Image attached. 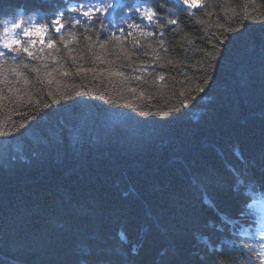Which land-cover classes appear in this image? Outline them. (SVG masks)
I'll return each instance as SVG.
<instances>
[{
    "label": "trees",
    "instance_id": "obj_1",
    "mask_svg": "<svg viewBox=\"0 0 264 264\" xmlns=\"http://www.w3.org/2000/svg\"><path fill=\"white\" fill-rule=\"evenodd\" d=\"M82 2L0 0V34ZM203 3L189 15L179 0H148L165 25L163 45L156 24L136 19L152 36L120 35L117 25V39L98 19L66 24L67 46L50 33L55 60L21 58L40 76L21 69L29 83L17 87L32 103L0 109L6 131L27 120L12 112L33 117L0 137V264H260L264 0ZM124 12L117 20L131 22ZM82 89L95 96H76Z\"/></svg>",
    "mask_w": 264,
    "mask_h": 264
},
{
    "label": "snow or ice",
    "instance_id": "obj_2",
    "mask_svg": "<svg viewBox=\"0 0 264 264\" xmlns=\"http://www.w3.org/2000/svg\"><path fill=\"white\" fill-rule=\"evenodd\" d=\"M148 5V0H132L131 6H126L121 2V0H115L114 3H106L105 0H98V2H93V0H83L82 3H73L71 7H68L65 11H60L56 14L49 23H37L35 20L30 22H24L22 20H17L12 23L10 27H5L3 33L0 34V68H3L7 65V61L10 59L12 61V66L6 69V74L0 78V109H3L7 105L21 106V105H30L32 103L30 94L26 93L24 89L17 87L21 82L24 85L29 83L27 77L21 71V69H26L31 67V70L37 74V79L40 76V69L35 65H29L23 62L22 57H27L33 61H44L49 58L55 60L56 58L52 55L51 51L56 49V41L51 38L50 33H55L60 37V41L64 43L65 46L68 44V38L61 33L65 30L66 24L68 27H75L81 25L82 21L84 26L87 28L88 24H95L99 19L100 22V31H105L106 28H112V36H115L117 39L120 36H117V25L120 35H123L125 28L129 29L128 35L132 36L133 31H139L143 36H152L156 33L152 31H146L142 27V23H137L136 19L147 25L151 26L156 24L160 29L159 35L161 36L160 44H164L163 40V29L165 25H160L158 23V16L156 10ZM179 6L184 7L188 10L189 15H195V12L204 8L205 5L203 0H179ZM125 8L124 17H126L131 22L120 23L115 13L120 9ZM66 13L68 17H72L69 20H66ZM75 14V17L72 16ZM245 18H249L247 15ZM178 23L175 19H170L168 25H176ZM222 27V26H221ZM225 31H231V29H225ZM71 35V33H70ZM101 43L100 47L103 48L104 44ZM138 44L139 41H136ZM19 62L17 63V61ZM47 68V64L44 65ZM55 71V69H53ZM78 73L93 71L95 69H84L79 68ZM101 71H104L101 69ZM142 71H147V68L142 69ZM68 73H63L67 75ZM110 75H119L124 76L123 72L109 73ZM45 75H51V73L46 72ZM11 77V78H9ZM211 77H209L210 79ZM135 79H141L140 76L135 77ZM160 79H163L161 76ZM207 84V79L205 80ZM131 92L135 93L136 89H130ZM198 92L204 91V86L201 85L197 89ZM95 96V93L89 89L78 91L75 93L76 96ZM49 95H52L49 92ZM183 95V92H181ZM27 96V99H26ZM140 96H143V93H140ZM60 99L68 100L72 99L67 95L61 96ZM60 99L54 98V103H60ZM100 99H107L103 94L100 95ZM137 99V97H133ZM151 99V97H149ZM195 99V97H193ZM113 103L119 107L120 101H113ZM189 105L188 100H184L182 107L187 108ZM48 107V105H44ZM123 107L136 109L132 100H126L123 104ZM179 111V109H174ZM141 115L147 116L148 112H141ZM161 116H168L170 112H160ZM12 116H27V120L19 123L18 127L15 124V121L12 120L10 124L7 125V131L5 130L6 121L0 120V137H9L13 136L15 133L19 132L20 129H24L29 121L33 119L32 116H29L27 112H12ZM11 120V116L9 117ZM74 139L79 142L81 137L77 134ZM264 237V232L260 234ZM247 247V245H245ZM257 258L260 261V264H264V244L260 245V251L256 253Z\"/></svg>",
    "mask_w": 264,
    "mask_h": 264
}]
</instances>
